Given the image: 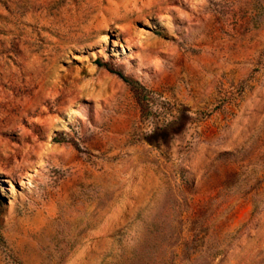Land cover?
<instances>
[{
	"label": "rangeland",
	"instance_id": "1",
	"mask_svg": "<svg viewBox=\"0 0 264 264\" xmlns=\"http://www.w3.org/2000/svg\"><path fill=\"white\" fill-rule=\"evenodd\" d=\"M0 264H264V0H0Z\"/></svg>",
	"mask_w": 264,
	"mask_h": 264
}]
</instances>
